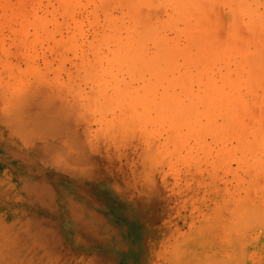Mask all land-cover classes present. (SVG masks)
<instances>
[{"label":"rangeland","instance_id":"1","mask_svg":"<svg viewBox=\"0 0 264 264\" xmlns=\"http://www.w3.org/2000/svg\"><path fill=\"white\" fill-rule=\"evenodd\" d=\"M203 1L185 0L182 6L147 0L155 15L140 23L125 0H0L2 80H10V90L20 82L59 92L60 99L66 95L68 105L79 103H71L78 107V130L83 134L85 128L88 139L110 156L112 166L108 171L102 167L107 179L96 187L106 202L104 213L115 220L113 234L125 243L122 254L137 255L120 264H197L204 257L207 262H239L235 245L247 251L244 264H264V0ZM150 24L174 48L167 59L173 66L165 65L174 73L165 68L163 80L152 69L141 72L115 61L118 52L128 51L135 30ZM157 45L147 40V55L157 53ZM96 84L104 85L110 100L116 88L127 86L136 95L152 92L156 102L172 94L183 105L194 102L195 112L176 126L177 108L167 106L169 98L159 108L151 106L144 128L129 137L108 129L126 105L115 97L116 103L106 100ZM101 98L107 107L99 105ZM145 149L156 154L144 159ZM246 199L244 231L238 223L246 216L240 206Z\"/></svg>","mask_w":264,"mask_h":264},{"label":"bare ground","instance_id":"2","mask_svg":"<svg viewBox=\"0 0 264 264\" xmlns=\"http://www.w3.org/2000/svg\"><path fill=\"white\" fill-rule=\"evenodd\" d=\"M125 1H128V5L134 11L135 19L140 23L149 22L155 15V9L149 7L147 0ZM173 1L185 6V0ZM34 20L38 24L42 23V21L38 22L39 19L37 20L36 17H34ZM256 20L258 19L256 18ZM23 26L21 30H26V32H22L27 33L25 25ZM157 31L159 30H155L152 24L143 29L138 28L135 30L136 35L134 36L136 38L127 43L128 51L125 49L123 52H118L115 57L116 63H119L120 67L140 69L141 72V69H152L159 75L160 80H163L161 79L162 76H166L168 69L171 73H174L173 71L175 69L168 68L173 65L169 66V61L167 60L168 57L169 59L172 58L171 54L174 48L167 47V43L159 37L160 34L158 35ZM19 32L17 31L16 34H19ZM150 39L158 44L157 47L159 49L158 52L156 51L157 53L154 55L151 54V56L147 55L144 49L146 41ZM262 55L261 58L264 57ZM165 65H168V67ZM165 68L168 69L164 71ZM41 76L43 77V75ZM186 80L183 79L182 82H186ZM9 81H3L0 75V264H117L118 261H125L127 257L134 258L137 256L123 255L125 253V243L122 244V240H118V235L113 234L116 232L115 220L114 218L111 219L103 211V201L104 203L106 202L99 194V189L96 185L104 184L107 179L104 176H107V174L103 171L102 167H105L108 171L112 163L108 159L110 157L108 152L100 150L102 148L99 149L88 139L85 128L83 129L85 137L81 133L82 131L78 130L76 125V118L78 119L76 107L79 103H73L74 101L72 100L73 102L71 103L77 104L76 107L71 105V103L70 105L66 104V95L65 99H60L56 96L59 92L55 93V89L52 90L54 92H50L48 86L47 91L37 87L31 88L23 84L20 85L19 82L18 87L14 86L13 90H10L12 84L10 85L11 82ZM44 82L48 81L43 80ZM152 83L154 82H150L151 85ZM50 84L53 85L52 81ZM98 84H96L95 89L97 91L98 88L102 87L98 90L102 92L104 85L98 87ZM126 85L129 84L126 83ZM170 86H172L171 83ZM57 87L56 91H59ZM125 87L123 88L121 86L120 88H116L115 94L117 98L114 97L118 103L122 102L123 105H126V108H123L120 112L119 116L121 115V117L118 121L109 125L108 129L120 131V133L127 136L130 132L133 133L132 131L144 128V125L148 121V110H150L151 106L159 108L160 103L172 98L173 94L171 97L167 94L168 98L165 97V100L160 99L161 102H156L154 97V99L150 98V93H152L150 91H146V93L142 88L144 94L141 93L138 95L137 93L136 95L125 89ZM98 91L97 93L99 94ZM94 92L95 90H93ZM104 93L103 96H107ZM169 94L171 95V93ZM92 97L94 98L93 95ZM95 97L97 98V96ZM107 97L106 100H110ZM113 98L111 100L115 102ZM170 100V104L168 103L167 106L177 108L175 115L176 126L178 123L182 124L181 122L183 124L187 123L188 118L195 112V106H191L194 102L189 103L190 101H188L187 103L190 105H183L179 98L173 97ZM103 101L99 100L100 106L107 102ZM100 102L103 103L100 104ZM106 104L103 107H107ZM114 106L116 104L114 105L113 103ZM140 107L144 108L142 112H139L140 110L138 111ZM102 108L100 107L99 109ZM164 108L168 109L164 106L162 108L163 111ZM98 110L96 109V111ZM85 113L87 114V112ZM124 115H127V117H123ZM159 117L161 118V116H158L157 119ZM86 118L89 117L87 116ZM155 148L154 150H156ZM149 150H143L144 152L141 155L144 159L150 158L151 152H153L152 155L156 154L154 150L151 152ZM160 160L161 158L159 157ZM150 169L153 171V168ZM150 169L148 171H151ZM152 178L150 181L153 180ZM154 181L156 182V180ZM147 182L148 180L144 184H149ZM157 185L159 184L157 183ZM137 186L140 188L139 185ZM145 187L147 185H143V190ZM150 187L149 189H152ZM156 190L155 188L153 189L154 192H158ZM145 191L147 192L148 189L145 188ZM240 206L241 210L245 211L246 216L238 223V227L247 231L248 199L243 201ZM250 211L253 213L252 210ZM118 225L119 228H124L122 226L123 224ZM73 240L75 244L71 243ZM95 246L97 248L96 252L93 254L89 253V249L91 247L95 248ZM115 249L116 255L113 254V250ZM234 250L238 252V255H241L239 262H233L234 260L232 261L233 263L218 262L213 259V255L211 260L213 259L214 261L207 262L206 257H204L205 260L198 261L197 264L245 263V260L248 259V254L243 246L235 245Z\"/></svg>","mask_w":264,"mask_h":264}]
</instances>
